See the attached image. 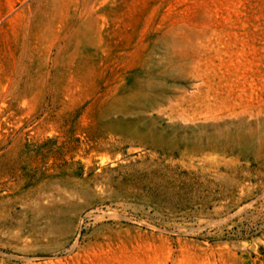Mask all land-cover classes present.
Listing matches in <instances>:
<instances>
[{
    "label": "rangeland",
    "instance_id": "rangeland-1",
    "mask_svg": "<svg viewBox=\"0 0 264 264\" xmlns=\"http://www.w3.org/2000/svg\"><path fill=\"white\" fill-rule=\"evenodd\" d=\"M0 264H264V0H0Z\"/></svg>",
    "mask_w": 264,
    "mask_h": 264
}]
</instances>
